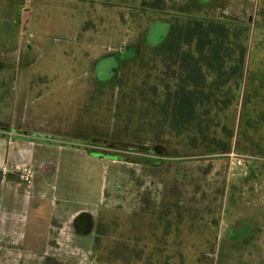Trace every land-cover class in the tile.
<instances>
[{"label":"rangeland","instance_id":"374dc122","mask_svg":"<svg viewBox=\"0 0 264 264\" xmlns=\"http://www.w3.org/2000/svg\"><path fill=\"white\" fill-rule=\"evenodd\" d=\"M188 16L241 29L244 75L217 126L178 135L162 123L156 138L151 88L161 84V67L150 51ZM34 41L40 47L30 52ZM2 66L0 121L20 116L34 77V87H58V113L80 145L89 137L111 148L100 264H264V0H0ZM234 216L251 226H234Z\"/></svg>","mask_w":264,"mask_h":264},{"label":"crops","instance_id":"0c3cea01","mask_svg":"<svg viewBox=\"0 0 264 264\" xmlns=\"http://www.w3.org/2000/svg\"><path fill=\"white\" fill-rule=\"evenodd\" d=\"M36 47L37 41L27 45L30 52ZM2 67L0 89L8 73V67ZM34 79L26 83L20 116L12 113L9 125L0 121V264H46L49 257L61 264H100L94 251L100 212L108 198L104 151L111 148L86 143L89 137L80 145L79 137L64 125L63 113H58L65 102L56 94L58 87L49 92L46 83L34 87ZM16 104L15 97V112ZM105 135L100 131L97 138L106 140ZM23 165L34 169L31 185L20 180ZM239 219L240 225L251 226L241 216H234L232 224Z\"/></svg>","mask_w":264,"mask_h":264},{"label":"trees","instance_id":"16d2710c","mask_svg":"<svg viewBox=\"0 0 264 264\" xmlns=\"http://www.w3.org/2000/svg\"><path fill=\"white\" fill-rule=\"evenodd\" d=\"M150 8L161 12L163 5L153 3ZM241 35L240 28L212 16H188L171 23L166 37L150 51L161 67V84L151 88L156 138L165 133L158 129L162 123L178 135L191 130L203 134L218 125L217 118L232 105L244 75L246 47ZM140 61L145 69L147 60ZM101 234L98 224L96 244ZM46 264L61 263L49 257Z\"/></svg>","mask_w":264,"mask_h":264},{"label":"built area","instance_id":"2783aa9c","mask_svg":"<svg viewBox=\"0 0 264 264\" xmlns=\"http://www.w3.org/2000/svg\"><path fill=\"white\" fill-rule=\"evenodd\" d=\"M231 159L238 165L243 164V156L239 153H230ZM19 177L21 182L31 185L34 179V169L30 165H23L19 169Z\"/></svg>","mask_w":264,"mask_h":264}]
</instances>
